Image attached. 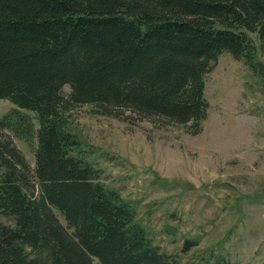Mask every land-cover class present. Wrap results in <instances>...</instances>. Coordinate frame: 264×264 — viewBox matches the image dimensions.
I'll list each match as a JSON object with an SVG mask.
<instances>
[{
    "label": "trees",
    "instance_id": "obj_1",
    "mask_svg": "<svg viewBox=\"0 0 264 264\" xmlns=\"http://www.w3.org/2000/svg\"><path fill=\"white\" fill-rule=\"evenodd\" d=\"M223 52L264 77V0H0V99L17 106L0 118V264H179L106 188L67 114L90 105L198 134Z\"/></svg>",
    "mask_w": 264,
    "mask_h": 264
},
{
    "label": "rangeland",
    "instance_id": "obj_2",
    "mask_svg": "<svg viewBox=\"0 0 264 264\" xmlns=\"http://www.w3.org/2000/svg\"><path fill=\"white\" fill-rule=\"evenodd\" d=\"M204 80L208 110L198 134L125 119L128 111L97 114L90 105L71 109L67 128L106 188L131 205L153 243L179 264H210L220 255L264 264V77L223 52ZM69 91L64 85L62 93ZM16 107L0 99V118ZM12 141L33 167L32 146ZM186 242L192 244L183 251Z\"/></svg>",
    "mask_w": 264,
    "mask_h": 264
}]
</instances>
